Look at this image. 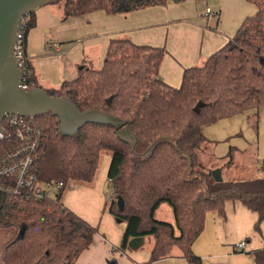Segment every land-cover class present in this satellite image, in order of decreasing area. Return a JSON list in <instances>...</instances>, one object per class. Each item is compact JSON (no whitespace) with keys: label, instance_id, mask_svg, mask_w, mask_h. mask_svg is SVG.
I'll list each match as a JSON object with an SVG mask.
<instances>
[{"label":"trees","instance_id":"16d2710c","mask_svg":"<svg viewBox=\"0 0 264 264\" xmlns=\"http://www.w3.org/2000/svg\"><path fill=\"white\" fill-rule=\"evenodd\" d=\"M247 1L257 12L203 66L186 69L178 88L159 77L165 48L137 45L128 38L110 41L102 68L84 67L75 80L57 88H44L27 61L24 73L31 88L68 98L82 112L102 110L125 120L140 140L134 150V141L119 136L112 125L88 123L72 137L60 133L59 119L52 113L33 119L44 133L38 170L45 182H63L65 188L71 183L91 186L102 156L110 155L109 212L126 223L121 248H130L133 238L153 236L148 264L171 256L174 250L190 263L201 264L192 245L204 230L206 214L224 213L229 201L257 213L254 228L262 234L264 179L216 182L212 175L216 168H211L216 160L215 142L204 135L210 125L264 106V0ZM55 2L62 4L64 18H68L98 11L128 14L165 6L169 0L50 3ZM25 19L27 44L36 26V12ZM199 103L203 106L196 113ZM15 145L9 133L0 151ZM233 162L231 147L224 164L228 167ZM62 193L56 200L42 201L0 193V227L4 231L14 228L3 245L2 264H75L88 249L97 230L64 207ZM119 198L124 201L123 209ZM164 203L173 210L174 224L155 218ZM253 256L255 264H264V247Z\"/></svg>","mask_w":264,"mask_h":264},{"label":"crops","instance_id":"0c3cea01","mask_svg":"<svg viewBox=\"0 0 264 264\" xmlns=\"http://www.w3.org/2000/svg\"><path fill=\"white\" fill-rule=\"evenodd\" d=\"M208 9L214 13L212 16H206ZM256 12V6L247 0H169L165 6L128 14L108 15L98 11L64 18L62 4L48 3L36 11V26L28 34L26 55L40 84L44 88H57L65 81L75 80L84 67L102 68L110 41L128 38L137 45L165 48L159 77L178 88L186 69L203 66L236 35L244 20ZM263 109L261 106L223 119L206 127L204 135L211 142L238 136L235 140H239V147L233 148L236 161L244 162L243 156L252 149L264 168V136L257 131ZM235 122L244 130L237 124L238 130H231L229 126ZM215 152L221 155L218 146L214 147ZM110 162L107 154L94 186L75 184L64 196V207L97 230L92 244L75 264H148L154 237H143L137 248L122 249L126 223L104 211L111 195L105 192ZM218 168L222 169L223 180L229 181L223 168ZM239 170L240 174L245 173L243 166ZM170 208L160 205L156 212L161 211L155 212V216L160 214L158 220L174 224ZM257 220V213L240 202L229 201L224 213L206 214L204 230L193 243L192 251L201 264H255L253 252L264 247V222L259 234L254 228ZM0 232L6 231L0 227ZM241 242L246 243L243 251L236 248ZM153 264L192 263L174 250L171 256Z\"/></svg>","mask_w":264,"mask_h":264},{"label":"water","instance_id":"95a60500","mask_svg":"<svg viewBox=\"0 0 264 264\" xmlns=\"http://www.w3.org/2000/svg\"><path fill=\"white\" fill-rule=\"evenodd\" d=\"M52 0H0V130L7 115L36 118L52 113L59 119V130L64 136H76L79 130L88 123L112 125L118 129V135L134 141L133 149L140 140L129 129L125 120L115 117L106 111L91 110L82 112L68 98L51 96L45 89L23 87V71L14 54V45L21 21L27 15L36 12ZM111 99L108 100L110 103ZM202 103L195 107L199 113ZM125 126V127H124ZM145 154V153H144ZM216 182H222V169L212 171ZM120 209L124 208L122 198L118 199ZM143 237L131 239L129 246L137 248Z\"/></svg>","mask_w":264,"mask_h":264},{"label":"built area","instance_id":"2783aa9c","mask_svg":"<svg viewBox=\"0 0 264 264\" xmlns=\"http://www.w3.org/2000/svg\"><path fill=\"white\" fill-rule=\"evenodd\" d=\"M213 14L210 9L206 12V16ZM14 54L23 71V87L30 89L31 85L24 73L28 61L25 17L19 26ZM2 127L4 131L0 130V143L11 133L17 145L4 153L0 151V193H6L16 199L26 201H42L51 195L54 197L62 193L65 188L63 182H45L40 179L38 160L44 133L42 128L33 122V118L10 114L3 120ZM245 247V242L236 245V248L241 251Z\"/></svg>","mask_w":264,"mask_h":264},{"label":"rangeland","instance_id":"374dc122","mask_svg":"<svg viewBox=\"0 0 264 264\" xmlns=\"http://www.w3.org/2000/svg\"><path fill=\"white\" fill-rule=\"evenodd\" d=\"M236 124L237 123L235 122L233 125L229 126V128L231 130H236L237 131L238 129L236 128ZM237 125L239 126V128L241 127L244 130V128L242 127L241 124L240 125L237 124ZM210 126H212V125H210ZM250 129L253 132H255V133L258 131L259 134L264 136V109L261 112L260 123H259L258 130L256 131L253 128H250ZM241 131H238V132L240 133ZM234 134H236V133H234ZM238 138H239L238 136L234 135V137L227 138L224 141H218V142L214 141L215 142V146H218L219 153H221V155H217L216 152H215V155L217 156V158H216V160H214L212 162L211 168H218V167L221 166L223 168V170H224L226 180H229V181H244V180H253V179H264V168H262L261 163L259 165V163H258V161L256 159L255 150L251 149V150H249L246 153V155L243 156L242 159L244 160V162L236 161L237 155H235L234 156L235 162L233 164L229 165L228 167L225 166L224 161H225V158H226V156H227V154L229 152V149L231 147L235 148V146L239 147V145H238L239 140H235V139H238ZM106 155L107 154H104L102 156V158H101L99 172H98L97 177H96L94 183L92 184V186L95 185L96 181L98 180V178L100 176L101 169H102L103 162H104V159H105ZM241 166H243V168L245 170L244 174H240L241 172L239 170V167H241ZM75 184H78V183H71V184L66 186V188L63 191V193L61 194V198H60V202L62 204L64 203L65 194L70 189H72ZM105 192H106L107 196L110 195V193H111V188H110V184L109 183H108V186H107V189L105 190ZM54 197L51 195V197H49L48 199L49 200L57 199V196H54ZM109 205H110V202H109V198H108V201L106 202L105 207H104V211L109 212ZM161 205H165L166 207L170 208V206L168 204H166V203L161 204ZM170 209H172V208H170ZM160 211L161 210L157 211L156 213H160ZM160 216H161L160 214H157L155 216V218L158 220L159 218H161ZM12 229L10 231L8 230L6 232H0V264H2V245H3V242L5 240L8 241L11 238V235H12V232L14 231V228H12ZM147 237L150 238V239H153L152 236H147Z\"/></svg>","mask_w":264,"mask_h":264}]
</instances>
